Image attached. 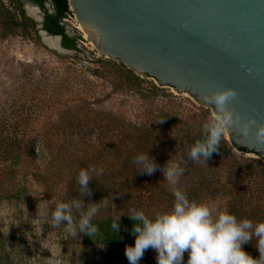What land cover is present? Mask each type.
<instances>
[{
  "label": "rangeland",
  "instance_id": "obj_1",
  "mask_svg": "<svg viewBox=\"0 0 264 264\" xmlns=\"http://www.w3.org/2000/svg\"><path fill=\"white\" fill-rule=\"evenodd\" d=\"M2 1L6 5H11L14 0ZM22 7L26 15L35 22L43 14L39 5L30 6L27 2H22ZM44 7L52 11L49 2H44ZM62 24L70 36L77 37L80 49L74 54H58L41 38L39 42L36 41L34 35L30 38L19 36L0 38L1 128L37 129L43 132L44 136L49 137V141L53 144H63L67 147L77 145L89 147L94 144L100 148L108 147L111 142L121 144L120 134L109 132L101 136L98 133L83 136L84 131L80 134L73 133L63 139L52 130L56 128L61 131L62 129L70 131L68 125L59 122V116L65 111L71 112L75 105L73 100L75 97L104 98L95 104L97 109L119 112L130 118H141L146 109L161 110L171 107L181 114L195 109L192 104L196 107L202 106L187 93H178L168 86L161 87L159 96L149 98H143L134 92H112L107 80L99 79L87 71L95 68L105 72L106 65L96 61L106 60L107 57L97 52L85 39V33L73 13L63 18ZM142 78L145 79V86L151 83L157 86L153 78ZM209 110L212 113L210 108ZM235 153L242 158L241 166L245 167L247 175L237 184L221 177L215 184L221 195L216 196L215 199L201 200L205 191L198 186L189 185L188 181L192 178L186 172L180 177L175 187L183 192L190 191L195 194V199L192 201L214 205L219 211L227 210L237 219L247 218L253 222H264V175L250 161L260 157L252 152L243 154L235 150ZM115 154L112 153V149L105 152L108 160L120 157ZM150 156L159 166L157 170L149 176L137 172L136 167L131 174L141 181L131 189V192L125 194L124 191L123 193H120L122 192L120 190L116 191L110 210L123 213L136 209L142 210L148 216H153L171 208L170 198H172L173 187L164 180L160 169L171 158L172 162L180 166V160L187 156V151L181 146L173 145L161 151H155ZM66 158L64 162L68 163L67 166L61 165L55 172L52 171L54 174L47 184L34 179L30 174L23 175V173L11 179L7 177L0 179V196H2L0 200V264H48V260L54 256H63L67 264H129L124 252H117L111 258L104 243L86 248L80 233L77 238L66 237L64 226L54 229L51 225H44L39 237L32 234L31 224L34 223L33 218L36 216L39 192L43 191L40 197L48 200L53 207L58 201L73 199L67 190L71 186L70 178L74 167L71 162L74 160L70 154H67ZM25 164L20 165L23 167L26 166ZM52 165L49 156H40L29 168L32 171L37 166L39 170H43L54 168ZM144 179L150 182H145ZM46 185H49V190L46 189ZM61 186L64 191H61ZM234 195L236 198L232 199ZM102 214L100 210L97 216ZM255 244L256 241L251 240L242 245V248L252 258L257 259L259 252ZM156 256L155 250L151 249L149 264H157ZM187 260L188 253L185 252L181 264H187Z\"/></svg>",
  "mask_w": 264,
  "mask_h": 264
},
{
  "label": "trees",
  "instance_id": "obj_2",
  "mask_svg": "<svg viewBox=\"0 0 264 264\" xmlns=\"http://www.w3.org/2000/svg\"><path fill=\"white\" fill-rule=\"evenodd\" d=\"M33 1L41 7L44 6V2H49L52 7V11H44L43 29L49 33L60 35L63 47L78 50L77 37L68 35L62 24V19L72 13L69 9L68 0ZM32 35H34L36 41H40L36 22L26 15L22 7V1L14 0L11 5H6L0 0V38L8 39L9 37L18 36L30 38ZM96 63L106 65L105 72L95 68L87 71L99 79L107 80L112 92H134L143 98L160 95L161 87L156 86L154 83L145 86V79L136 75L123 63L109 58L106 60L99 59ZM103 99L75 97L73 99L75 105L71 112L65 111L59 116V122L68 125L70 131H65V129L61 131L60 127L59 130L56 128H52V130L63 139L73 133L80 134L84 131L83 136H89L93 133H98L101 136L109 132H116L121 136V144L111 142L108 147L102 146L100 148H97L94 144L89 147L78 145L67 147L63 144L51 143L49 137L44 136V133L37 129L0 127V179L4 177L11 179L16 177L17 174L23 173V175L30 174L34 179L47 184L57 167L67 166L68 163H65L64 160H67L66 155L70 154L74 160L71 162L74 167L70 178L71 186L67 190L69 195L72 198H79L76 183L79 170L96 166L103 168V175L94 177L93 180L89 181L88 187L91 194L81 199L84 204L99 202L109 195L113 199L117 194L116 191H124L125 194L131 192V189L141 181L131 174L136 168L133 160L137 154L148 151V154L151 155L155 151H161L173 145L176 147L181 146L187 151L196 140L202 139L201 125L211 116L209 108L196 107L192 104L195 109L186 113L180 114L177 110L167 107V109L161 110L146 109L144 116L141 118H130L119 112L97 109L95 104ZM158 120L161 121L156 122ZM39 142L43 147L37 153L35 146ZM110 149H112V153H116L115 155L120 157L108 160L105 152ZM235 150L242 153L250 152L244 147L231 146L224 135L218 151L214 152L206 162L202 159L199 162H194L189 160L187 156L182 157L180 166L192 178L188 181V184L198 186L205 191L201 200L205 198L213 200L216 196L221 195L215 186L221 177L236 184L244 180L247 170L241 166L242 158L236 155ZM40 156H49L54 168L39 170V167L35 166L31 171L29 167ZM250 161L264 175V160L259 158L250 159ZM21 163H26V166L22 167ZM46 189H50L49 185H46ZM185 193L190 201L195 199V194L190 191ZM171 197L170 199L173 202V196ZM1 198L2 196H0V200ZM234 198H236V195L232 197V199ZM111 204L109 202L107 207H101L103 214L94 219V223L99 227V233L93 238L84 234H81V236L86 248L104 243L112 258L117 252H124L126 246H131L134 243V236L131 234L134 222L127 216L129 212L115 213L110 210ZM86 207L87 205H85ZM119 215L120 229L118 233H115L110 229L109 224ZM150 251L151 248L144 252L138 264H149Z\"/></svg>",
  "mask_w": 264,
  "mask_h": 264
},
{
  "label": "water",
  "instance_id": "obj_3",
  "mask_svg": "<svg viewBox=\"0 0 264 264\" xmlns=\"http://www.w3.org/2000/svg\"><path fill=\"white\" fill-rule=\"evenodd\" d=\"M68 3L85 39L100 54L153 78L159 87L187 93L205 108L210 107L200 102L202 94L233 88L238 95L228 106L264 123V0ZM36 21L41 40L58 54L78 51L63 47L60 35L43 29L42 18ZM226 139L264 160V147L257 148L251 136L244 141L232 130Z\"/></svg>",
  "mask_w": 264,
  "mask_h": 264
},
{
  "label": "clouds",
  "instance_id": "obj_4",
  "mask_svg": "<svg viewBox=\"0 0 264 264\" xmlns=\"http://www.w3.org/2000/svg\"><path fill=\"white\" fill-rule=\"evenodd\" d=\"M237 95L233 88H221L200 96V102L209 106L212 113L201 125L202 139L196 140L187 149L189 160L199 162L202 159L206 162L218 151L225 133L230 134L232 130L244 141L251 136L257 148L264 147V123L256 124L250 117H241L228 106L229 102L236 100ZM42 147V144H37L35 151L38 153ZM133 164L137 172L149 176L159 167L148 151L137 154ZM160 170L164 180L173 187V202L169 210L152 217L142 210H129L127 216L134 222L131 228L134 243L124 249L129 264H138L149 248L157 253V264H181L185 252L188 253L187 264H264V222L237 219L234 214L227 210L219 211L214 205L190 201L185 192L175 187L185 169L172 162V158ZM102 175L103 168L100 167L80 169L76 177L79 198L58 201L54 207L40 197L43 191L39 192L36 216L31 224L32 234L39 237L44 225H51L54 229L64 226L66 237L77 238L78 233L90 238L96 236L99 227L94 219L101 207L112 203V197L109 195L89 204H84L81 198L91 194L89 181ZM61 191H64L63 186ZM119 217L109 224L115 233L120 229ZM251 240L256 241L255 247L259 252L257 259L242 248ZM48 264H67V261L63 256H54L48 260Z\"/></svg>",
  "mask_w": 264,
  "mask_h": 264
},
{
  "label": "flooded vegetation",
  "instance_id": "obj_5",
  "mask_svg": "<svg viewBox=\"0 0 264 264\" xmlns=\"http://www.w3.org/2000/svg\"><path fill=\"white\" fill-rule=\"evenodd\" d=\"M27 1H30V2H32L34 5H38L37 3H35L33 0H27ZM28 5H30V4H28ZM34 5H30V6H34ZM40 8L43 10V14H42V16H41V18H42V25H43V23H44V11L46 10L45 9V7L43 6V7H41L40 6ZM36 23H37V21H36ZM66 31V30H65ZM68 34V33H67ZM69 35V34H68ZM77 41V40H76Z\"/></svg>",
  "mask_w": 264,
  "mask_h": 264
},
{
  "label": "bare ground",
  "instance_id": "obj_6",
  "mask_svg": "<svg viewBox=\"0 0 264 264\" xmlns=\"http://www.w3.org/2000/svg\"><path fill=\"white\" fill-rule=\"evenodd\" d=\"M49 42H53L52 40H48Z\"/></svg>",
  "mask_w": 264,
  "mask_h": 264
}]
</instances>
